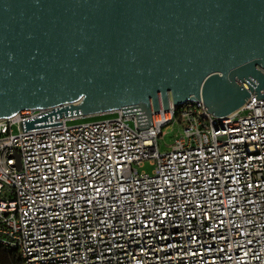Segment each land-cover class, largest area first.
<instances>
[{
  "label": "built area",
  "instance_id": "2783aa9c",
  "mask_svg": "<svg viewBox=\"0 0 264 264\" xmlns=\"http://www.w3.org/2000/svg\"><path fill=\"white\" fill-rule=\"evenodd\" d=\"M49 110L0 118V248L21 264H264V98L14 132Z\"/></svg>",
  "mask_w": 264,
  "mask_h": 264
},
{
  "label": "water",
  "instance_id": "95a60500",
  "mask_svg": "<svg viewBox=\"0 0 264 264\" xmlns=\"http://www.w3.org/2000/svg\"><path fill=\"white\" fill-rule=\"evenodd\" d=\"M262 69L264 0H0V118L53 108L22 132L200 100L225 118L264 98Z\"/></svg>",
  "mask_w": 264,
  "mask_h": 264
},
{
  "label": "rangeland",
  "instance_id": "374dc122",
  "mask_svg": "<svg viewBox=\"0 0 264 264\" xmlns=\"http://www.w3.org/2000/svg\"><path fill=\"white\" fill-rule=\"evenodd\" d=\"M115 112H109L104 114H96V115H89L80 117L77 119H73L69 121V124H78L82 122H90V121H96V120H102L109 117H115ZM130 125L134 126V123L130 121ZM14 132L16 134L19 133L20 129L18 125L14 126ZM183 132V126L179 124V122H176L175 124H170L163 129L164 135L160 137V148L162 152L168 151L171 149V145L175 141L176 138H178ZM154 164H152L149 160L145 161L143 167H140V170H145L147 172H153Z\"/></svg>",
  "mask_w": 264,
  "mask_h": 264
},
{
  "label": "trees",
  "instance_id": "16d2710c",
  "mask_svg": "<svg viewBox=\"0 0 264 264\" xmlns=\"http://www.w3.org/2000/svg\"><path fill=\"white\" fill-rule=\"evenodd\" d=\"M0 264H21L20 260L0 248Z\"/></svg>",
  "mask_w": 264,
  "mask_h": 264
}]
</instances>
